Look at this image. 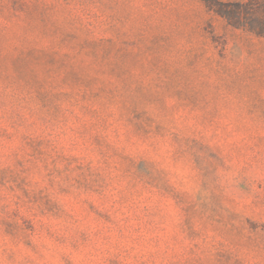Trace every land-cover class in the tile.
I'll use <instances>...</instances> for the list:
<instances>
[{
  "label": "rangeland",
  "instance_id": "rangeland-1",
  "mask_svg": "<svg viewBox=\"0 0 264 264\" xmlns=\"http://www.w3.org/2000/svg\"><path fill=\"white\" fill-rule=\"evenodd\" d=\"M0 264H264V0H0Z\"/></svg>",
  "mask_w": 264,
  "mask_h": 264
}]
</instances>
